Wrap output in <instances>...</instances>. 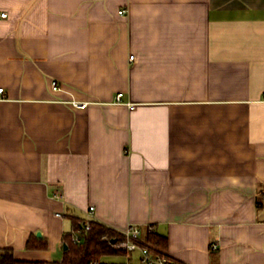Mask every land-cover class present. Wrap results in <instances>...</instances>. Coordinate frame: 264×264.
Here are the masks:
<instances>
[{
	"label": "crops",
	"instance_id": "crops-1",
	"mask_svg": "<svg viewBox=\"0 0 264 264\" xmlns=\"http://www.w3.org/2000/svg\"><path fill=\"white\" fill-rule=\"evenodd\" d=\"M2 11L0 249L62 261L93 220L153 227L179 264H264V0Z\"/></svg>",
	"mask_w": 264,
	"mask_h": 264
},
{
	"label": "trees",
	"instance_id": "trees-1",
	"mask_svg": "<svg viewBox=\"0 0 264 264\" xmlns=\"http://www.w3.org/2000/svg\"><path fill=\"white\" fill-rule=\"evenodd\" d=\"M257 206L259 209L264 207V187L258 192ZM76 229L80 241L76 242L71 237H66L68 248L62 261L33 262L20 260L12 248H2L0 249V264H126L105 262L103 258L120 254L128 256L134 253L114 248L111 245L112 240H123L125 235L105 224L92 220L90 221V229H86V222L78 221ZM142 232V237L138 241L139 245L142 248H147L152 257L165 258L170 264H179L168 256L169 240L167 235L157 232L150 226L143 228ZM27 247L28 249L46 247V243L36 245L29 242ZM127 264H130V260Z\"/></svg>",
	"mask_w": 264,
	"mask_h": 264
},
{
	"label": "built area",
	"instance_id": "built-area-1",
	"mask_svg": "<svg viewBox=\"0 0 264 264\" xmlns=\"http://www.w3.org/2000/svg\"><path fill=\"white\" fill-rule=\"evenodd\" d=\"M126 12L125 9L119 11L120 14H124ZM8 12L2 11L0 12V19L8 17ZM131 59H134V55L131 56ZM51 87L54 91H59L61 86L59 85L57 80L51 81ZM5 89L0 88V98L3 97ZM123 93H119L117 95V102H121L123 98ZM71 104L76 108H85L88 106V102H82L78 100H72ZM95 207L91 206L90 211L93 213ZM57 216H62L61 213H57ZM86 229H90V222H86ZM142 229L138 226H132L125 233V239L120 241H115V243L111 242V245L114 248L126 250L128 252L140 251L142 254V262L145 264H170L165 258H154L151 256L149 250L147 248H142L139 245V240L142 237ZM74 241L79 242L80 238L78 236L74 237ZM214 249L217 248L216 244L213 245Z\"/></svg>",
	"mask_w": 264,
	"mask_h": 264
},
{
	"label": "rangeland",
	"instance_id": "rangeland-1",
	"mask_svg": "<svg viewBox=\"0 0 264 264\" xmlns=\"http://www.w3.org/2000/svg\"><path fill=\"white\" fill-rule=\"evenodd\" d=\"M137 255V253L134 254V256ZM105 262H114V263H128V257L127 255H112V256H106L103 258Z\"/></svg>",
	"mask_w": 264,
	"mask_h": 264
},
{
	"label": "water",
	"instance_id": "water-1",
	"mask_svg": "<svg viewBox=\"0 0 264 264\" xmlns=\"http://www.w3.org/2000/svg\"><path fill=\"white\" fill-rule=\"evenodd\" d=\"M40 235V233H38ZM116 240H112V243H115ZM65 249H67V246H65Z\"/></svg>",
	"mask_w": 264,
	"mask_h": 264
}]
</instances>
